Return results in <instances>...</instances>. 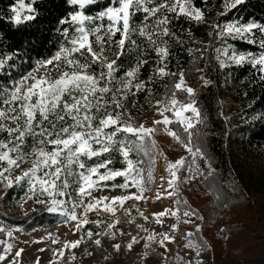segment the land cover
<instances>
[{
    "label": "snow or ice",
    "instance_id": "1",
    "mask_svg": "<svg viewBox=\"0 0 264 264\" xmlns=\"http://www.w3.org/2000/svg\"><path fill=\"white\" fill-rule=\"evenodd\" d=\"M66 2L73 6V11L58 21L61 26L68 27L60 29L63 43L51 57L37 61L31 71L17 77L10 71L18 67L15 64L16 52L0 53V134H7V139H0V184H3L5 189H10L26 181L27 199L34 200L37 204L49 205L46 208L48 212H61L68 221L74 222L77 230H80L92 223L87 219L89 212H96L98 216L110 214L115 217L116 213L124 208L126 201L148 199L143 193L151 190L149 185L153 180L157 156L164 155L162 150L156 155L152 154V149L156 147L154 134L159 131L161 125L164 132L179 143L188 156L180 157L174 162L166 161L165 171L168 178L165 181V178L161 177V181L166 182L168 188L158 191L155 199L159 200L165 196L178 197L181 182L195 180L197 175H205L200 162L206 165L207 177L213 176L211 161L197 142L201 135L197 131V125L204 123L205 118L196 106L195 90L185 83L183 70H180L178 79L172 84L171 96L155 100L157 115L162 119L152 121V127L134 124L131 113L122 103L129 95H137L141 91L151 93L152 89L148 85L156 76L163 79L177 75L168 71L166 63L171 54L170 42L182 43L171 28L172 15L184 16L190 21L201 23L205 21V12L196 7L193 0H175L171 4L168 0L155 4L152 0H116V3H110L95 15H90L87 14V8L95 6L98 0ZM243 3L244 0H224V10L218 15H227ZM17 4L18 6L12 9V20L15 24L37 19L34 0L33 3L17 0ZM141 13L142 22L139 25L134 24V17ZM105 20L107 24L103 23ZM96 21L100 23H95ZM211 27L214 32L210 35H214L221 45L216 49L219 54L215 57L219 69L250 64L264 81V24L233 21L213 23ZM117 35L119 39H116ZM137 35L147 41L159 60L158 66L153 70L154 76L148 81L138 80L140 69L148 61L143 59L147 48L141 51L137 41L133 39ZM229 40H240L250 45L258 44L261 51L259 54L237 52L229 48ZM131 48L137 49L141 59L134 67L124 72L123 77H118V61ZM191 51L192 49H189V52ZM196 51L200 52L203 58V52L200 49ZM113 52L114 58L109 55ZM93 66H99L98 73L92 71ZM203 83L208 86L212 81L205 79ZM179 92L187 94L188 102L182 103L176 99ZM173 124L179 125L181 131L172 130L169 125ZM121 134L128 139H120ZM29 137L40 145L39 148L33 146L30 153L24 151L25 142ZM112 152H118L127 166L122 169L109 168L111 159L98 162L92 167L86 166L84 158L92 160L93 157L99 158ZM133 152H141L143 157H148L147 168L144 167L146 161L143 158L136 161L130 158ZM28 156L33 157L31 167L13 179L14 170L19 169ZM185 168L187 174L181 177L180 173ZM100 169L105 171L100 172ZM69 177H73L71 184ZM118 177H123L124 183L112 184V187H136L138 192L110 199H97L92 196L94 189L100 186L108 187L105 182L115 181ZM73 185H76L75 198L66 191ZM57 197H67L72 202L71 210L64 207L65 200ZM85 198H88V202H85ZM180 203L185 205L183 216L188 218L183 222L193 223L191 218L197 217L196 211L187 207L185 201L181 200ZM77 207L83 208L81 214L76 213ZM124 210L131 214L129 209ZM179 211L177 208L171 212L178 220ZM140 214L145 220L148 219L143 213ZM166 214L168 210L153 215L158 218L157 222L161 223L159 218ZM199 219L202 220L203 217ZM94 223L99 226L104 222L97 220ZM119 223V220H115L114 223L106 224L105 229H114ZM171 228L173 232L178 231L176 224ZM200 231V225H196V232ZM0 232H5L4 227L0 226ZM6 234L8 237L13 235L12 231H7ZM105 234H108L107 231ZM93 235L91 230L87 231L89 238ZM111 236L115 239V232H112ZM183 236L188 238L184 247L193 248L199 256L204 244L193 241L191 232H185ZM143 239L146 250L154 251L151 245L155 242L165 252H169L167 245L174 243L176 237L159 233L149 234ZM57 242L52 241L53 244ZM80 243V240L65 242L64 248L75 249ZM94 243L100 246L101 240L96 239ZM136 243H139V240L133 236L127 244L128 250ZM112 247L116 252L121 250L118 243H114ZM11 251L12 245L6 244L4 251L0 253V262L5 261ZM148 251H145V256ZM22 252L23 249L15 251V256L9 264H18ZM54 256L63 257L64 251L58 249ZM71 259H75L74 255ZM176 259L182 260L179 256Z\"/></svg>",
    "mask_w": 264,
    "mask_h": 264
},
{
    "label": "trees",
    "instance_id": "2",
    "mask_svg": "<svg viewBox=\"0 0 264 264\" xmlns=\"http://www.w3.org/2000/svg\"><path fill=\"white\" fill-rule=\"evenodd\" d=\"M170 1L168 0L169 4ZM25 2L33 3V0ZM152 2L155 4L162 0ZM110 3H116V0H98L95 6L87 8V14L95 15ZM223 3L224 0H193V4L205 12V21L201 23L190 21L184 16L169 14L172 15L171 28L182 41L180 44L170 42L171 54L166 61L168 71L177 75L163 79L156 76L148 85L152 89L151 93L141 91L137 95H129L122 103L131 113L132 122L140 125L156 109L155 100L171 96L172 84L178 79L180 70L185 72V81H198L202 76L212 81L208 86L201 84L194 99L205 118L204 123L197 125V131L201 133L197 142L210 159L214 172L213 176L208 178L206 165L200 162L202 170L205 171L204 178L200 182H183L180 187V191L183 190L184 193H179L178 198L197 213L194 223L189 224L190 227L186 229H180V232H191L193 241L204 244L201 254H195L197 264H264L262 240L251 245L242 240L244 232L250 227L264 229V81L250 64L219 69L214 54V43L216 45L218 40L214 35H210L214 32L211 24L217 22L223 24L254 21L264 24V0H244L243 4L232 9L227 15L219 16L218 13L224 10ZM17 5V0H0V53L16 52L15 64L18 67L10 71L18 77L31 71L37 61L51 57L58 50L63 43L60 29L68 27L61 26L58 21L72 12L73 6L66 0H34L37 19L18 25L12 20V9ZM142 20L141 13L134 17L133 22L139 25ZM103 23L107 24V21ZM256 35L259 38V33ZM116 39H119V35ZM133 39L137 41L141 51L147 48L143 59L148 63L140 69L138 80L148 81L154 76L153 70L159 64L158 57L146 40L138 35ZM228 46L237 52L259 54L261 51L258 44L250 45L240 40H229ZM189 49L192 51L189 52ZM197 49L203 52V58ZM109 55L114 58V52ZM140 59L136 48L126 51L118 61V77H123L124 72L134 67ZM92 71L98 73L99 66H93ZM118 86L117 81L116 87ZM176 99L182 103L188 102L185 92L177 93ZM171 126L181 131L179 125ZM168 138L171 139L170 136ZM0 139H7V134H0ZM125 139L128 137L125 136ZM36 145L38 143H34L29 137L25 142L24 151L30 153ZM142 156L141 152H133L130 158L136 161ZM84 159L88 167L107 159L112 160L109 168L126 167L118 152L105 153L99 158L93 157L92 160ZM68 179L72 183V177ZM105 183L108 186L119 185L123 183V177ZM27 187L24 181L13 188L0 189V226L5 229L21 227L27 231L60 220L62 215L59 212H48V205L37 204L34 200H31V210L21 213V205L27 199ZM22 197L25 199L22 200ZM181 205L185 208V205ZM196 225H200V232H196ZM223 226L225 236L216 230ZM234 231L238 233L237 238ZM184 238L188 241V238ZM253 241H257V238H253ZM255 250L258 251L257 256ZM177 256L173 262L189 264L176 259ZM157 262L158 260H153V264H161Z\"/></svg>",
    "mask_w": 264,
    "mask_h": 264
},
{
    "label": "rangeland",
    "instance_id": "3",
    "mask_svg": "<svg viewBox=\"0 0 264 264\" xmlns=\"http://www.w3.org/2000/svg\"><path fill=\"white\" fill-rule=\"evenodd\" d=\"M174 2L175 0H171L170 4ZM24 14H27V12H24ZM205 44L208 46V41H206ZM218 47H221L219 41L216 43V45L214 43L215 57L219 54L216 51ZM205 79L207 78L202 76L198 81H185V83L187 86L192 87L196 92L199 86L204 84L203 81ZM166 114L169 116L172 115L171 113ZM160 119H162V117L157 115V111L154 109L153 112L150 113V115H148V117L141 124L145 125L146 127H152V121ZM169 127L172 128V130H175V127L171 125H169ZM120 139H125V135L121 134ZM154 140L156 141V147L152 149V154L156 155L162 150L164 155L157 156L156 164L153 168V180L149 185L151 190L143 193V195L148 197V199L139 201H126L124 208L120 209L116 213L115 217H112L110 214H102L98 216L96 212H89L87 214V219L92 223L85 225L80 230H77L75 228L74 222L68 221L66 216L59 211L58 212L62 215V217L59 221L53 224H45L27 231L21 227L4 228L5 232H2V234L0 232V253L4 251L5 245L9 243L12 245V251L7 254V259L3 262H0V264H9V261L13 260L15 256V251L19 249H23V252L18 258V264H37V261L38 264H153V260H158L157 263L161 264H166L167 261L169 264H176V261H173L174 257L177 255L189 264H197L198 262L195 257V250L193 248L184 247L188 241L183 237V233L180 232V229L182 230L183 228L186 229L187 227H190L189 224L183 222L184 219L188 218L183 216L184 208L180 203V199L176 196H165L159 200L155 199L158 191L168 188L167 183L161 181V177H164L165 181L168 178V173L165 171L166 161L174 162L176 159L180 157H186L188 154L184 148L172 137L171 139L168 138L167 134L163 130V125L159 126V131L154 134ZM36 147L39 148L40 145L38 144ZM141 158L146 161L144 167L147 168L148 157L142 156ZM133 161L135 160L133 159ZM32 162L33 157L28 156L25 162L21 164V167L14 170L12 178L14 179L16 175H20L24 170H27L29 167H31ZM186 174L187 168L183 169L180 173L181 177ZM203 178L204 176L197 175L195 180L200 182ZM182 184L183 182L180 183V187H182ZM3 188L4 185L0 184V189ZM66 191L69 193V195L75 198L76 185H73ZM137 192L138 189L136 187L120 189L118 187L112 186H100L93 190L92 196L96 197L97 199L100 197H108L110 199L115 196L128 195L129 193ZM179 193H184V191L181 190ZM57 199L65 200L66 204L64 207L69 211L71 210L72 202L68 200L67 197H57ZM85 202H88V198H85ZM77 203H79L78 199ZM31 208V200L26 199L21 205L20 212L26 213L31 210ZM177 208L180 209L178 213L180 216L179 220L177 217L171 215V212L177 210ZM124 209H129L131 214L129 215ZM165 210H168V214H166L164 217H160L159 220L161 223H158V218L153 214ZM75 211L77 214H81L83 212V208L77 207ZM140 213H143L148 217V219L145 220ZM191 219L194 223L195 218L193 217ZM97 220H101L104 223L98 226L96 223H94ZM115 220L120 221L119 225H117V227L114 229L106 230L105 225L108 223H114ZM173 224L178 226V231H172L171 226ZM223 227L217 228L216 230L218 233H221V235L225 236L226 231L225 227ZM145 229L147 231H145ZM89 230L94 233L91 238L87 236V231ZM7 231H12V237L7 236ZM106 231L108 234H105ZM263 231L264 229L262 228L257 227V229H254L250 227L249 230L244 232L242 240H245L243 242L249 243L250 245L260 242L261 240L264 243ZM112 232H115V239H113L111 236ZM121 232L123 234H121ZM96 233H100V235H96ZM159 233H168L170 236L176 237L174 243H168L167 245V247L170 249L169 252H165L164 249L155 242L151 245L154 251H148L144 248L145 240L143 238L149 234ZM234 234H236L235 236L237 238L238 233L234 231ZM133 236L137 237L139 243L134 244L132 249L128 250L127 244L130 242ZM253 238H257V241H253ZM96 239L101 240L100 246L95 245L94 241ZM158 239L159 236H157V240ZM53 240H57L58 242L53 244ZM77 240L81 241L77 248H64L65 242H73ZM114 243L121 245V250L119 252H116L113 249L112 245ZM40 249H44V251H40ZM58 249L64 251L63 257L54 256V252H56ZM145 251H148L147 256L144 255ZM89 253H91V255H89ZM254 253H256V256L258 255L257 250H255ZM73 255L75 259H71ZM236 264L243 263L238 262ZM254 264L260 263L258 262Z\"/></svg>",
    "mask_w": 264,
    "mask_h": 264
}]
</instances>
